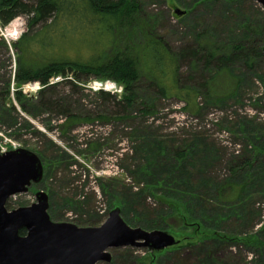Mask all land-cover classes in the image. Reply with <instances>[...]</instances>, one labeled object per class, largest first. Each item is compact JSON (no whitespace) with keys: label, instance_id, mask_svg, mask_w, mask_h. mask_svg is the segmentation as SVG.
<instances>
[{"label":"rangeland","instance_id":"374dc122","mask_svg":"<svg viewBox=\"0 0 264 264\" xmlns=\"http://www.w3.org/2000/svg\"><path fill=\"white\" fill-rule=\"evenodd\" d=\"M213 1L141 0L143 17L174 55L188 45L260 42L253 67L237 62L214 70L180 61L182 84L199 87L191 110L177 97H161L146 72L134 84L129 109L121 106L122 93L107 91L119 106L99 97L92 75L72 80L78 87L63 78L52 83V100L67 111L44 108L45 86L16 80L19 40L10 47L0 39V152L26 148L44 165L43 179L13 195L8 210L32 205L43 191L56 222L99 227L120 208L130 226L171 231L184 245L157 256L144 247L110 248V261L98 264H210L214 258L215 264H264V247L252 242H264V6ZM176 8L186 13L178 16ZM202 77H213V88H201ZM70 116L77 121L69 123ZM190 216L222 222L203 224L201 232ZM214 232L230 238L210 241L214 254L185 247Z\"/></svg>","mask_w":264,"mask_h":264},{"label":"trees","instance_id":"16d2710c","mask_svg":"<svg viewBox=\"0 0 264 264\" xmlns=\"http://www.w3.org/2000/svg\"><path fill=\"white\" fill-rule=\"evenodd\" d=\"M20 15L28 18V30L17 45L19 70L16 80L19 84L41 82L45 87L39 104L48 109L57 107L67 111V108L62 109V103L52 100L51 93L56 85L50 84V81L58 75L63 81L73 83L74 87L78 85L72 80L82 83L89 81L91 75L101 81L112 79L123 87V104L116 101L117 97L108 93L110 91L100 89L99 97L106 95L117 106L121 104L124 109H129L137 98L134 84L141 72H146L154 80V87L161 97H177L186 104L187 110H191L198 106L199 93L196 90L199 87L195 89L182 84L180 61L200 62L205 68L214 70L222 67L230 70L229 66L237 62L253 67L255 58L261 56L258 41H236L222 47L212 42L206 43V46L188 45L174 55L143 17L141 0H0V18L4 24ZM201 80V88H213L211 85H215L213 77L209 81L205 77ZM18 99H23L21 91H18ZM70 117L69 123L77 121L74 120L76 116ZM222 193L225 194V191ZM190 217L193 219L191 225H196L197 230L201 227L205 229L203 224L206 223L219 227L222 222L215 217L208 220ZM21 233L25 234L26 230H21ZM226 238L218 232L202 234L201 238L185 247L204 248L214 254L210 241L223 243L230 239ZM252 242L257 247H264V242L258 237ZM183 247L180 241L174 247L153 253L157 256L159 253L180 251ZM213 263H218V259L210 261V264Z\"/></svg>","mask_w":264,"mask_h":264},{"label":"water","instance_id":"95a60500","mask_svg":"<svg viewBox=\"0 0 264 264\" xmlns=\"http://www.w3.org/2000/svg\"><path fill=\"white\" fill-rule=\"evenodd\" d=\"M258 1L264 6V0ZM175 13L182 16L186 11L176 8ZM43 176V161L34 151L17 148L0 152V264H98L110 261V248L133 246L161 252L179 243L169 231L130 226L120 208L113 209L99 227L56 222L48 212L49 197L43 191L37 192L32 205L7 209L13 195L27 192Z\"/></svg>","mask_w":264,"mask_h":264},{"label":"built area","instance_id":"2783aa9c","mask_svg":"<svg viewBox=\"0 0 264 264\" xmlns=\"http://www.w3.org/2000/svg\"><path fill=\"white\" fill-rule=\"evenodd\" d=\"M28 30L27 20L25 16L20 15L13 18L9 23L4 24L0 18V39L4 40L10 47L13 43L17 42L21 36ZM61 77L52 78L50 83H55L56 81H60ZM98 88H104L108 90H112L116 93L122 92V87L118 86L112 82L106 83H97ZM5 152V151H3Z\"/></svg>","mask_w":264,"mask_h":264}]
</instances>
